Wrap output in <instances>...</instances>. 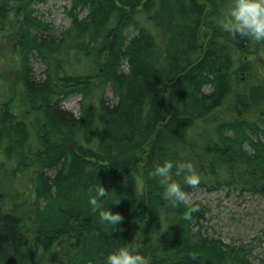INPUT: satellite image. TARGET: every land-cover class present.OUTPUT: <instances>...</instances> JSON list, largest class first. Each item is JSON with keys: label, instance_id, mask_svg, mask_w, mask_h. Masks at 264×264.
<instances>
[{"label": "trees", "instance_id": "obj_1", "mask_svg": "<svg viewBox=\"0 0 264 264\" xmlns=\"http://www.w3.org/2000/svg\"><path fill=\"white\" fill-rule=\"evenodd\" d=\"M47 1L0 0V264H104L128 243L148 264H253L193 232L202 207L173 206L149 176L191 161L187 194L264 197V42L218 25L232 0H69L57 34L36 14Z\"/></svg>", "mask_w": 264, "mask_h": 264}, {"label": "rangeland", "instance_id": "obj_2", "mask_svg": "<svg viewBox=\"0 0 264 264\" xmlns=\"http://www.w3.org/2000/svg\"><path fill=\"white\" fill-rule=\"evenodd\" d=\"M69 0H48L43 4H36L37 16L53 26L54 33L66 29L71 21L64 13ZM86 10L79 13L83 18ZM133 29H128L127 35L131 36ZM35 73H39L43 66L37 61L31 62ZM209 90V87H204ZM107 98L112 95L107 91ZM80 96L71 94L65 97L61 105L64 109L78 115ZM264 141V139H262ZM248 149V148H247ZM129 185L136 191L142 190L138 178H133ZM188 195L187 204H199L202 218L193 226V232H198L202 238L215 240L222 245L242 247L250 250V261L257 264L264 259V197L249 193L229 192L226 189H218L208 192L197 188ZM198 229V230H197Z\"/></svg>", "mask_w": 264, "mask_h": 264}, {"label": "clouds", "instance_id": "obj_3", "mask_svg": "<svg viewBox=\"0 0 264 264\" xmlns=\"http://www.w3.org/2000/svg\"><path fill=\"white\" fill-rule=\"evenodd\" d=\"M218 25L226 32L235 36L248 37L256 42H264V0H232L226 12L217 18ZM149 176L158 180L163 186L164 197L173 205L186 203L188 195L182 184L197 186L200 175L194 170L191 161L164 159L149 170ZM175 177H182V181ZM89 204L97 207L102 204V198L109 190L100 182L90 189ZM120 200V199H119ZM119 200L116 203H119ZM100 219L109 224L117 225L124 220L119 211L111 208L100 210ZM136 245L128 243L109 252L104 264H148L146 257L136 251Z\"/></svg>", "mask_w": 264, "mask_h": 264}]
</instances>
